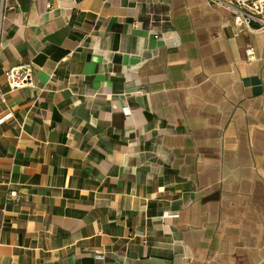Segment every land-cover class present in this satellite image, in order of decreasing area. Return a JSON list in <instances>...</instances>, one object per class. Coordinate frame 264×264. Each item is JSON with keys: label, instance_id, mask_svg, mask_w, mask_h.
Instances as JSON below:
<instances>
[{"label": "crops", "instance_id": "obj_1", "mask_svg": "<svg viewBox=\"0 0 264 264\" xmlns=\"http://www.w3.org/2000/svg\"><path fill=\"white\" fill-rule=\"evenodd\" d=\"M0 264H264V32L207 0H0Z\"/></svg>", "mask_w": 264, "mask_h": 264}, {"label": "built area", "instance_id": "obj_2", "mask_svg": "<svg viewBox=\"0 0 264 264\" xmlns=\"http://www.w3.org/2000/svg\"><path fill=\"white\" fill-rule=\"evenodd\" d=\"M211 5L227 8L231 12L233 22L249 31L264 32V0H207ZM49 8H52L49 5ZM156 38L159 35H155ZM250 59H255L253 49L247 50ZM8 84L11 89L17 90L34 86L33 66L19 65L6 71ZM10 199L15 206H19V194L10 193Z\"/></svg>", "mask_w": 264, "mask_h": 264}]
</instances>
